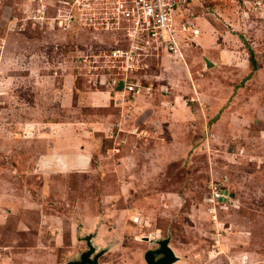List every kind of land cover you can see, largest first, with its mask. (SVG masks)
Returning a JSON list of instances; mask_svg holds the SVG:
<instances>
[{"label":"rangeland","instance_id":"rangeland-1","mask_svg":"<svg viewBox=\"0 0 264 264\" xmlns=\"http://www.w3.org/2000/svg\"><path fill=\"white\" fill-rule=\"evenodd\" d=\"M70 2L0 0V264H264V0H190L134 72Z\"/></svg>","mask_w":264,"mask_h":264},{"label":"built area","instance_id":"built-area-1","mask_svg":"<svg viewBox=\"0 0 264 264\" xmlns=\"http://www.w3.org/2000/svg\"><path fill=\"white\" fill-rule=\"evenodd\" d=\"M84 1L70 2L72 9L78 11V16L81 19L84 17V25L90 28L97 26L103 30H123L130 40L128 47L114 48L103 53L101 57L105 63L114 69L117 65L126 63V67L122 66L123 70L134 72L138 69L135 63L140 61L146 44L155 41L162 45L166 35L173 28L174 15L190 0H88L85 5L81 4ZM182 27L184 30H190L192 37L200 34V29L192 26L190 22L189 25L182 24ZM171 40L167 39V42L173 49V44L176 46L177 42L175 38ZM117 82V86L121 82L124 83L123 89L127 93L137 95L142 92L139 85L128 82L127 78ZM214 197L220 200L224 195L218 191Z\"/></svg>","mask_w":264,"mask_h":264},{"label":"water","instance_id":"water-1","mask_svg":"<svg viewBox=\"0 0 264 264\" xmlns=\"http://www.w3.org/2000/svg\"><path fill=\"white\" fill-rule=\"evenodd\" d=\"M205 62L208 68H213L216 66L209 58H205ZM124 83L121 82L119 90L123 88ZM232 196V195H231ZM93 237L95 235H88L85 241L88 246V250L83 253L80 259L75 261H70L67 264H100V258L103 257L107 250L97 251V248L93 245ZM170 238L159 239L156 241L157 248L148 250L145 253V261L147 264H174L180 260L176 255L175 251L171 248Z\"/></svg>","mask_w":264,"mask_h":264},{"label":"trees","instance_id":"trees-1","mask_svg":"<svg viewBox=\"0 0 264 264\" xmlns=\"http://www.w3.org/2000/svg\"><path fill=\"white\" fill-rule=\"evenodd\" d=\"M251 63H252V66H253V68L256 70V67H257V63H256V61L254 60V58L253 57H251Z\"/></svg>","mask_w":264,"mask_h":264},{"label":"crops","instance_id":"crops-1","mask_svg":"<svg viewBox=\"0 0 264 264\" xmlns=\"http://www.w3.org/2000/svg\"><path fill=\"white\" fill-rule=\"evenodd\" d=\"M214 62V61H213ZM216 64V63H215ZM253 262V261H252ZM250 263H251V261H250Z\"/></svg>","mask_w":264,"mask_h":264}]
</instances>
